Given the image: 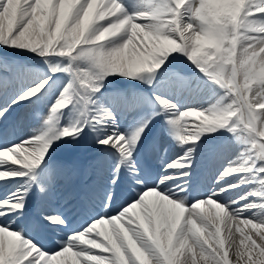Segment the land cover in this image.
<instances>
[{
    "label": "snow or ice",
    "instance_id": "obj_1",
    "mask_svg": "<svg viewBox=\"0 0 264 264\" xmlns=\"http://www.w3.org/2000/svg\"><path fill=\"white\" fill-rule=\"evenodd\" d=\"M0 49L30 53L48 67L27 83L30 70L0 52V124L25 106L39 121L25 138L0 144V182L18 183L0 196V264H264V0H0ZM180 58L220 90L207 107H181L153 92L158 107L145 114L140 94L104 91L110 76L152 87L165 73L178 93L196 87L193 77L172 68ZM129 114L135 118L124 128ZM161 117L185 151L149 186L139 150ZM216 132L229 133L240 150L217 187L189 203L175 181L190 175L182 170L192 167L202 138ZM90 135L110 157L111 184L127 169L132 195L115 214L71 231L63 213L34 220L37 228L65 230L58 247L48 249L19 218L34 188L47 196L72 171L53 161L54 145ZM230 177L239 179L221 185ZM249 185L236 199L222 200ZM112 199L108 192L105 208Z\"/></svg>",
    "mask_w": 264,
    "mask_h": 264
},
{
    "label": "bare ground",
    "instance_id": "obj_2",
    "mask_svg": "<svg viewBox=\"0 0 264 264\" xmlns=\"http://www.w3.org/2000/svg\"><path fill=\"white\" fill-rule=\"evenodd\" d=\"M0 52L2 53H15V54H28V53H22V52H17L13 49H0ZM32 56V55H31ZM29 56L27 59H26V62H30L32 59V57ZM7 57V56H6ZM31 57V58H30ZM8 59V57H7ZM40 62H42V60H38ZM45 70L46 69H39L37 70L38 74L40 75H46L45 73ZM111 77V76H110ZM109 78V77H108ZM159 82V86L160 87H163V86H171V88H175V87H178V83L174 82L173 80H171L170 78L168 79L167 83H163L161 84ZM205 87H208V88H213L214 85H211V84H208V82L206 80H204V78L202 77L201 81L199 82V84L194 87V88H191V89H185L184 90V93L180 96V97H175L174 99L180 103L181 107H190V106H196V107H199V106H202L204 101V88ZM199 88V90L197 91L196 89ZM188 93V94H187ZM187 94V95H186ZM130 124H127L126 125V128L129 126ZM36 127H39L38 124L36 125H31L30 123H26L23 127H22V130L21 132L19 133L18 135V140L21 139V136H25L29 133V131L33 128H36ZM17 140V141H18ZM12 141H15V137L13 135V133H11L10 131H8V135L4 138V141L3 142H12ZM175 151V150H174ZM110 160V157L107 155L106 156V159H105V163L108 165V162ZM12 182H14L12 184V189L15 190L16 187L18 186V183L15 182V181H11V182H4V183H1L0 184V195H2L3 193H5L6 191V188L8 187L9 184H11ZM209 188H210V185L209 184H206L205 188H201V187H198L196 189V193H195V196H203L205 195L207 192H209ZM190 190H193V187H190ZM243 192H246V189H242L239 191V195H241V193ZM62 193V192H61ZM61 193H57V195H60ZM228 195L227 194H223L222 196V200L223 201H228ZM246 215H251V213H246ZM226 233L223 232V236H225ZM186 255H189L187 252L185 253Z\"/></svg>",
    "mask_w": 264,
    "mask_h": 264
}]
</instances>
